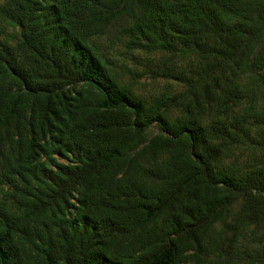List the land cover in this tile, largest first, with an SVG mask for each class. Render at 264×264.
I'll return each mask as SVG.
<instances>
[{
    "label": "trees",
    "instance_id": "1",
    "mask_svg": "<svg viewBox=\"0 0 264 264\" xmlns=\"http://www.w3.org/2000/svg\"><path fill=\"white\" fill-rule=\"evenodd\" d=\"M0 264H264V0H0Z\"/></svg>",
    "mask_w": 264,
    "mask_h": 264
},
{
    "label": "rangeland",
    "instance_id": "2",
    "mask_svg": "<svg viewBox=\"0 0 264 264\" xmlns=\"http://www.w3.org/2000/svg\"><path fill=\"white\" fill-rule=\"evenodd\" d=\"M119 30V23L117 22L110 26L103 35L94 37L93 41L98 45L99 50L104 56L112 61L126 62L130 67L137 71L144 67H150L149 73L140 76L137 80L133 79L134 75H129L127 72H121L122 81L129 84L135 94L144 98H151L160 93L169 94L184 90L185 86L181 82L157 73L160 72L161 69L159 65L157 66L156 62L164 56V53L154 50L151 55H147L146 52L137 50L134 55L130 54L126 50L122 38H118ZM189 58L193 59V56H189ZM189 58L181 60L182 67L190 61ZM119 71L121 70L119 69ZM261 152L262 150L259 148L253 149L249 146L246 147V145H240L236 150V155L239 157L241 164H247L250 162L258 163Z\"/></svg>",
    "mask_w": 264,
    "mask_h": 264
}]
</instances>
